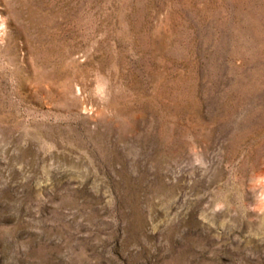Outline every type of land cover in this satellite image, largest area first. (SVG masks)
<instances>
[{"label":"rangeland","instance_id":"obj_1","mask_svg":"<svg viewBox=\"0 0 264 264\" xmlns=\"http://www.w3.org/2000/svg\"><path fill=\"white\" fill-rule=\"evenodd\" d=\"M0 264H264V0H0Z\"/></svg>","mask_w":264,"mask_h":264}]
</instances>
